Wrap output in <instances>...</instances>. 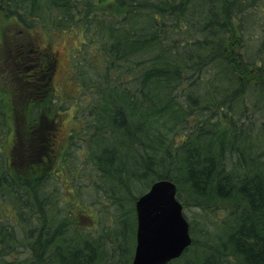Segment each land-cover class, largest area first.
Segmentation results:
<instances>
[{
  "label": "trees",
  "instance_id": "trees-1",
  "mask_svg": "<svg viewBox=\"0 0 264 264\" xmlns=\"http://www.w3.org/2000/svg\"><path fill=\"white\" fill-rule=\"evenodd\" d=\"M0 10L24 32L81 38L72 141L95 172L92 194L80 192L111 210L96 227L72 220L51 170L56 103L27 73L14 124L25 161L3 150L13 129L0 101V264H131L136 201L162 179L196 212L185 214L191 245L168 264H264V0H0Z\"/></svg>",
  "mask_w": 264,
  "mask_h": 264
},
{
  "label": "rangeland",
  "instance_id": "rangeland-1",
  "mask_svg": "<svg viewBox=\"0 0 264 264\" xmlns=\"http://www.w3.org/2000/svg\"><path fill=\"white\" fill-rule=\"evenodd\" d=\"M23 29L15 18L7 17L0 10V101L6 111L7 120L13 129L12 132L10 131L9 138L7 137L3 144V150L10 160L13 154L14 160L16 157V160L22 159L25 161L26 152L20 154L22 151L17 146V136L14 130V124L16 125V122L20 121V112L26 107V100L31 95V84L27 83V79L31 78L24 77L27 73L33 72L41 76V85H47L45 79H48L51 71L50 53L52 50L59 51L58 70L66 77V80L63 86H56V89H51V86H49L53 101L56 103V125L53 129L55 135L53 137V153H51L55 161L52 157L51 170L54 174H58L57 176L63 175L61 176L63 182L60 184L61 188L64 189L63 196L66 199L65 202L69 207L72 220L78 225L90 228L97 223V219L102 212L108 214L111 210L99 207L100 205L103 206V203H97L92 195L89 199H84L81 195L82 190L83 194L88 191L92 194L91 182L87 179L90 178L91 173L95 172L88 163L82 162L84 158V151L81 147L83 141L80 139L76 144L72 141L74 132L81 130L83 126L81 118H77L82 108V88L75 78L72 59V54L79 47L81 48L82 40L73 33H59L51 36L42 28H33L25 32ZM35 47L46 53V55L44 54L41 59H37L39 56L33 51ZM39 63H41L40 66H38ZM17 128L18 124L16 125ZM66 151L67 154L71 155L72 168L75 169L73 173H69L68 170L65 171L60 164ZM76 173L83 179H80ZM75 174L77 178L74 177ZM3 209L10 212L9 208L4 207ZM185 214L188 219L196 217V212L193 209H186Z\"/></svg>",
  "mask_w": 264,
  "mask_h": 264
},
{
  "label": "water",
  "instance_id": "water-1",
  "mask_svg": "<svg viewBox=\"0 0 264 264\" xmlns=\"http://www.w3.org/2000/svg\"><path fill=\"white\" fill-rule=\"evenodd\" d=\"M135 209L136 246L131 264H168L191 245L190 224L173 181H155L139 196Z\"/></svg>",
  "mask_w": 264,
  "mask_h": 264
},
{
  "label": "flooded vegetation",
  "instance_id": "flooded-vegetation-1",
  "mask_svg": "<svg viewBox=\"0 0 264 264\" xmlns=\"http://www.w3.org/2000/svg\"><path fill=\"white\" fill-rule=\"evenodd\" d=\"M34 52L37 53V59H41L42 56L46 53L42 52L41 50H39L37 47H35V49L33 50ZM60 52L56 51V50H52L50 53V59H51V63H50V76H48V79H45V82L47 83L48 87L51 86V89H56V86H63L66 77L62 75V72H59L58 70V66H59V58H60ZM41 63L38 64V66H40ZM36 75V74H35ZM39 76V75H37Z\"/></svg>",
  "mask_w": 264,
  "mask_h": 264
}]
</instances>
